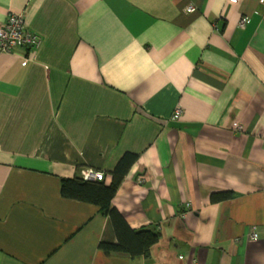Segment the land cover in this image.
Returning <instances> with one entry per match:
<instances>
[{"label": "crops", "instance_id": "obj_1", "mask_svg": "<svg viewBox=\"0 0 264 264\" xmlns=\"http://www.w3.org/2000/svg\"><path fill=\"white\" fill-rule=\"evenodd\" d=\"M9 13L41 42L0 51V264H264V4L0 0ZM126 152L111 207L159 231L146 256L103 251L108 216L60 192L81 168L109 184Z\"/></svg>", "mask_w": 264, "mask_h": 264}, {"label": "trees", "instance_id": "obj_2", "mask_svg": "<svg viewBox=\"0 0 264 264\" xmlns=\"http://www.w3.org/2000/svg\"><path fill=\"white\" fill-rule=\"evenodd\" d=\"M136 158V153H124L111 171L112 179L109 184H106L103 181L104 179L101 181H88L78 176L61 178L60 192L63 197L94 204L110 219L117 237V243H100L103 251L108 253L124 252L130 256H146L150 247L159 238V231L155 228L133 230L128 226L121 213L111 207L112 197ZM230 197H232V193L229 191L212 194L211 199L215 202Z\"/></svg>", "mask_w": 264, "mask_h": 264}, {"label": "built area", "instance_id": "obj_3", "mask_svg": "<svg viewBox=\"0 0 264 264\" xmlns=\"http://www.w3.org/2000/svg\"><path fill=\"white\" fill-rule=\"evenodd\" d=\"M233 4H237L240 0H229ZM264 4V0H258ZM185 12L193 13L196 11L194 4H187ZM247 17L242 16L238 21V26L243 27L247 22ZM40 36L31 31L22 14L9 13L5 21L0 25V51L11 52L17 48H27L34 50L40 45ZM26 59L22 61V65H26ZM181 108L176 107L172 114L173 119H177L181 115ZM79 177L88 181H101L104 179L102 171L93 168H82L79 171ZM189 206V203L186 204ZM257 234L253 231L251 238L255 239Z\"/></svg>", "mask_w": 264, "mask_h": 264}, {"label": "rangeland", "instance_id": "obj_4", "mask_svg": "<svg viewBox=\"0 0 264 264\" xmlns=\"http://www.w3.org/2000/svg\"><path fill=\"white\" fill-rule=\"evenodd\" d=\"M82 169V168H81Z\"/></svg>", "mask_w": 264, "mask_h": 264}]
</instances>
